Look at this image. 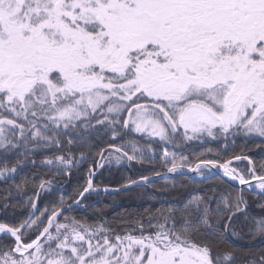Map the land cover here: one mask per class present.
I'll return each instance as SVG.
<instances>
[{
    "label": "snow or ice",
    "instance_id": "snow-or-ice-1",
    "mask_svg": "<svg viewBox=\"0 0 264 264\" xmlns=\"http://www.w3.org/2000/svg\"><path fill=\"white\" fill-rule=\"evenodd\" d=\"M239 136L264 141V0H0V179L52 150L41 164L53 178L39 182L50 191L95 150L100 161L151 166L117 190L163 191L170 174L218 181L119 230L67 215L96 190L93 168L72 203L61 193L41 211L29 197L24 219L6 215L21 207L6 188L0 264H264L254 244L264 241V203L256 212L248 200L257 189L264 200V162L177 151L227 149Z\"/></svg>",
    "mask_w": 264,
    "mask_h": 264
},
{
    "label": "trees",
    "instance_id": "trees-1",
    "mask_svg": "<svg viewBox=\"0 0 264 264\" xmlns=\"http://www.w3.org/2000/svg\"><path fill=\"white\" fill-rule=\"evenodd\" d=\"M142 144L143 139L140 138L139 134H133ZM236 143L232 145L228 144L227 149L224 148L222 141H208L206 143L192 142L183 147L182 154L187 156L189 159H195L196 155L199 153H205V155L210 156V158H217V156L230 157L233 153L239 154L241 151L247 154L251 159H253L257 165L264 162V141L258 137H245L239 136L235 138ZM154 148L157 153L160 149L156 147L158 144H154ZM259 145V147H258ZM159 146V145H158ZM160 147V146H159ZM211 148L212 152L208 153L207 149ZM49 150L45 154L36 152L29 156L28 159L23 160L22 165L18 168L17 173L14 174V179L5 182L0 179V193L6 188H11L13 190V199L11 203H19L21 207L16 209L9 208L6 215L12 219L17 220L24 219L27 216L28 209L24 207L25 202L29 197L36 200V197L32 196L33 192H38L39 182L41 177L44 179H52V172L49 171V166L41 164V160L44 159V155H51ZM77 158H79V153H76ZM23 159V158H22ZM12 162H15V157H11ZM35 160V165L31 163ZM99 163V157L95 156V150L90 158L76 165L72 169L71 176H56L50 191H43L39 198V209L44 210L45 207L51 208L54 201H58L60 194L65 195V199L68 203H72L69 197L72 193L80 191L83 186H85L86 179L88 177V169L93 168L95 171L99 168L97 167ZM103 169L96 176L95 186L96 187H110L118 188L126 183L129 176L133 179L138 178L140 172L144 174H149L147 169L151 166L149 165H132L130 166L127 161L123 165L110 166L107 162L104 163ZM11 166V165H10ZM241 168L246 166L244 164L239 165ZM156 170H160L157 166ZM55 171V169H53ZM28 181L24 185V193H16L14 191L15 184ZM173 181L176 182L177 187L175 189L171 188ZM156 185V189L161 188L165 181L153 182ZM218 183L216 179L210 178L207 181L201 182V179H188L185 177H174L167 181L169 187L165 188L163 191L154 190L153 188L137 187L130 191L123 193H113V194H94L86 196L82 205L83 208H74L73 211L67 213L69 216H74L82 222L88 224H98L105 223L107 226L119 228L122 226V221H131L134 219L144 218L147 220L148 216L152 214L155 209L167 208L173 205H182L183 202L195 197L201 196L207 190L209 185ZM183 185V186H181ZM248 200L253 205V210L258 212L259 209L256 208L257 203H264L261 199L259 193H249ZM149 211L146 212L145 210ZM5 213L0 212V218H3ZM39 215V212H37ZM256 247H264V241L256 240L254 241Z\"/></svg>",
    "mask_w": 264,
    "mask_h": 264
},
{
    "label": "water",
    "instance_id": "water-1",
    "mask_svg": "<svg viewBox=\"0 0 264 264\" xmlns=\"http://www.w3.org/2000/svg\"><path fill=\"white\" fill-rule=\"evenodd\" d=\"M99 163H103V164H104L105 161H100V160H99ZM102 169H103V168H100V167H99L96 171L93 169V170L95 171V176L93 177V182H94V189H96V190L92 191L91 193H86V194H85V197L88 196V195H94V194H113V193H123V192L130 191V190H132V189H134V188H137V187H132V188H130L129 190L124 191V190H117V189H121V187H118V188L96 187V186H95V179H96V176L100 173V171H101ZM212 171L215 172L216 169H212ZM188 176H189V177H192V178H195V177H196V175L193 174V173H189ZM176 177H178V176H176ZM171 178H174V177H172L171 174H170V179H171ZM161 180H162L161 178H159V177H155V178L153 179V182L161 181ZM105 188H107L108 191H104ZM38 192H40V195L42 194V192L40 191V189L38 190ZM256 193H259V191L256 190ZM40 195H39L38 198L36 197V201H37V203H38V207H39V198H40ZM82 201H83V199H82ZM82 201H81V203H82ZM81 203H80L79 206H75V205H74L73 209H74V208H83L84 205H82Z\"/></svg>",
    "mask_w": 264,
    "mask_h": 264
},
{
    "label": "rangeland",
    "instance_id": "rangeland-1",
    "mask_svg": "<svg viewBox=\"0 0 264 264\" xmlns=\"http://www.w3.org/2000/svg\"><path fill=\"white\" fill-rule=\"evenodd\" d=\"M150 139H152V138H149V137L145 136V139H144V141H143L142 144L146 145V144L150 141ZM154 146H155V145L153 144V147H154ZM156 147H158V149H160V147H159L158 145H156ZM124 162H125V161H122L120 164H116L115 161H112L111 163H107V164H109L110 166H112V165L120 166V165H123ZM257 190H258V189H257ZM258 191H259V190H258Z\"/></svg>",
    "mask_w": 264,
    "mask_h": 264
},
{
    "label": "bare ground",
    "instance_id": "bare-ground-1",
    "mask_svg": "<svg viewBox=\"0 0 264 264\" xmlns=\"http://www.w3.org/2000/svg\"><path fill=\"white\" fill-rule=\"evenodd\" d=\"M198 179V178H197ZM200 180V179H199Z\"/></svg>",
    "mask_w": 264,
    "mask_h": 264
}]
</instances>
